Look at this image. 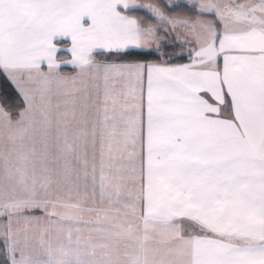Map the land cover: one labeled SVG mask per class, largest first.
Returning a JSON list of instances; mask_svg holds the SVG:
<instances>
[{"label":"snow or ice","instance_id":"6c2138e0","mask_svg":"<svg viewBox=\"0 0 264 264\" xmlns=\"http://www.w3.org/2000/svg\"><path fill=\"white\" fill-rule=\"evenodd\" d=\"M0 77V264H264V0H0Z\"/></svg>","mask_w":264,"mask_h":264},{"label":"trees","instance_id":"16d2710c","mask_svg":"<svg viewBox=\"0 0 264 264\" xmlns=\"http://www.w3.org/2000/svg\"><path fill=\"white\" fill-rule=\"evenodd\" d=\"M135 11L143 14V10L136 9ZM0 103L13 110H16L19 105V98L14 88L2 77H0Z\"/></svg>","mask_w":264,"mask_h":264},{"label":"rangeland","instance_id":"374dc122","mask_svg":"<svg viewBox=\"0 0 264 264\" xmlns=\"http://www.w3.org/2000/svg\"><path fill=\"white\" fill-rule=\"evenodd\" d=\"M0 105H1V103H0Z\"/></svg>","mask_w":264,"mask_h":264}]
</instances>
